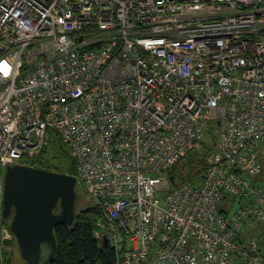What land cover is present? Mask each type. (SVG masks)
Wrapping results in <instances>:
<instances>
[{"label":"built area","instance_id":"obj_1","mask_svg":"<svg viewBox=\"0 0 264 264\" xmlns=\"http://www.w3.org/2000/svg\"><path fill=\"white\" fill-rule=\"evenodd\" d=\"M56 138L116 264H264V0H0V264L6 170Z\"/></svg>","mask_w":264,"mask_h":264},{"label":"water","instance_id":"obj_2","mask_svg":"<svg viewBox=\"0 0 264 264\" xmlns=\"http://www.w3.org/2000/svg\"><path fill=\"white\" fill-rule=\"evenodd\" d=\"M170 181L174 184V177ZM76 187L77 179L68 174L23 165L7 168L3 220L14 210L10 230L26 263L40 264L44 246L50 249L44 264L53 261L57 252L54 229L62 224L72 226L76 218ZM58 206L60 213H55Z\"/></svg>","mask_w":264,"mask_h":264},{"label":"trees","instance_id":"obj_3","mask_svg":"<svg viewBox=\"0 0 264 264\" xmlns=\"http://www.w3.org/2000/svg\"><path fill=\"white\" fill-rule=\"evenodd\" d=\"M211 127L213 130H217L216 125H213ZM56 141H59L61 146L64 148V151L59 154L57 153L56 157H63L65 162L69 163L70 167V171L58 173H64L74 176L75 165L70 157V154L68 155L69 150L58 138H56L52 143L55 144L57 143ZM209 152L203 153L201 150H197L195 155L196 157H199V161H197V163L201 164V169L198 171L194 170L192 173L188 172V174H186V177L188 178H192L195 175L197 176L195 180L196 185L200 184L201 170L204 166L205 159ZM53 158H51L49 150L45 149V151L43 150L38 157L31 159L29 165L34 168L55 172L50 170L52 164H54L55 158ZM46 165H49V167H46ZM172 173L176 175L178 174L174 173V169L172 170ZM54 212L59 213L60 207L58 206ZM100 220V212L98 211V209H94L78 214L76 213V218L72 226H68L65 224L57 226L54 229V235L57 243V252L53 261L49 264H116L114 251L107 245L99 243L94 237L96 224ZM3 222L10 228L5 220H3ZM15 239L16 238L14 237V241ZM12 244L13 243H10L9 246H11ZM46 249H48L47 252H50V249L48 247H46ZM8 254L9 253H4L5 257Z\"/></svg>","mask_w":264,"mask_h":264},{"label":"rangeland","instance_id":"obj_4","mask_svg":"<svg viewBox=\"0 0 264 264\" xmlns=\"http://www.w3.org/2000/svg\"><path fill=\"white\" fill-rule=\"evenodd\" d=\"M57 143L49 144L45 149L49 150L51 158L54 156V164H52V167L50 168L51 171L55 172H66L70 171L69 163L65 162V160L62 158H57L56 154L62 153L64 151V148L61 146L59 141H56ZM219 142V132L218 130H213L212 127L207 129L205 132L202 140L199 142L198 146L196 149L190 154V156L184 160L182 163L174 167V173H178L180 170L183 171L182 177H177V182H181L183 180H186L188 177H186V174L188 172H193L198 171L201 169V164L197 163L199 161V157H196V151L201 150L203 153H207L211 150H213ZM44 149V151H45ZM69 155V153H68ZM52 159V160H53ZM46 167H49V165H46ZM78 186L76 188V195H77V203H76V213H82L88 210H96L93 200L86 194L82 183L80 180H77ZM259 185L260 187L264 190V175L261 177L259 180ZM235 203H238L237 200H235ZM244 236L245 237H255L257 238L261 243L264 244V222L261 224H253V223H248L245 226V231H244ZM48 249L46 247H43V253H42V258L40 261V264H44L49 252H47ZM19 252V246L17 244V241L13 242V244L10 246V249L6 250L5 253H9L8 255H4V261L3 264H28L24 260H19L16 262L14 258V253ZM10 261V262H9Z\"/></svg>","mask_w":264,"mask_h":264},{"label":"flooded vegetation","instance_id":"obj_5","mask_svg":"<svg viewBox=\"0 0 264 264\" xmlns=\"http://www.w3.org/2000/svg\"><path fill=\"white\" fill-rule=\"evenodd\" d=\"M53 173H58V172H53ZM59 174H64V173H59ZM59 213H60V212H59ZM13 217H14V210H12V213H11L10 217H9L7 220H5L6 223H7L9 226H11V224H12ZM14 258H15V261H16V262H17L18 260H19V262H20L21 260H23V259L21 258V256H20V251L17 252V253H16V252L14 253Z\"/></svg>","mask_w":264,"mask_h":264}]
</instances>
